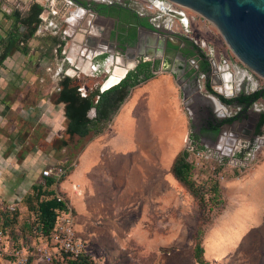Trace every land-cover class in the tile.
<instances>
[{"label":"crops","instance_id":"obj_1","mask_svg":"<svg viewBox=\"0 0 264 264\" xmlns=\"http://www.w3.org/2000/svg\"><path fill=\"white\" fill-rule=\"evenodd\" d=\"M32 3L34 2L27 0L24 12ZM5 8L7 6L3 8L0 3V32L4 29V22H9L5 32L11 26V20L6 19L3 14L6 13ZM83 27L85 29L80 30ZM114 31L110 19L99 14L90 18L86 14L80 22L68 28L64 39L52 36V46L55 47L56 56L60 60H67L70 65L74 64V60L91 58V66L81 63L82 61L79 63L84 64V71H97L100 65L94 60L104 57L106 76L100 89L107 90L117 84L116 82L112 86H106L115 66L128 70L132 65L130 62H124L123 57L119 55L121 50L117 48L116 38H112ZM3 36L0 35V39ZM81 36H84L82 42ZM18 55L23 54L15 52L6 60H16ZM6 60L0 67V131L15 119L17 114L25 116L22 118L24 123L29 112H44L41 108L46 107L44 100L34 106L22 100L24 94L32 91L30 88H19L20 84L25 83L27 72L20 73L16 65H11ZM191 65L197 68L196 62ZM190 71L186 70L178 78L174 72L157 71L146 83L133 88L101 133L93 136L91 134L87 139L77 137V154L69 159L55 155V152L62 153L68 147L62 146L66 140L61 134L67 136L64 104L57 102L59 84L65 78L62 77L54 90L53 103L62 107L60 121L64 123V127L59 139L54 142L56 144L53 143L50 153L47 149L42 151L40 145L48 143L43 132L47 131L48 125L56 129L57 121L49 122L44 113L37 112L36 122L30 125L35 135L32 141L33 149L19 151L11 145L12 150H8L6 147L2 148L0 142L1 197L26 212V207L21 201L38 184L42 178L41 172L54 164H74L67 177L49 190L62 193L69 200L75 214V230L80 238L85 241L104 239L101 234L106 231L113 232L112 229L106 230V226L118 225L116 219L111 222V217H120L121 210L143 209L144 193H159L161 178L174 189L179 184L170 170L177 154L183 151L184 138L188 134L185 103L190 101L196 85L200 87L198 92L202 91L200 74L197 77L198 84L194 85L189 76ZM72 72L68 70L69 74ZM78 90L85 92L80 85ZM35 93V97L40 96ZM37 108L39 109L36 110ZM215 108L221 114L219 108ZM88 117L93 118L94 111H89ZM55 120H58V115H55ZM244 127L246 126L233 129L231 126H224L222 133L240 131L238 134L246 135ZM13 129L15 130V127ZM20 133L8 135L7 138L17 140ZM218 136L219 134L212 135L210 139L215 138L216 141ZM194 138L199 137L194 135ZM148 185L152 188H145ZM220 187L224 204L217 219V237L232 236L233 239H240L248 231L249 239L255 240L257 235L250 234L249 230L253 229V226L264 224V159L241 177H230ZM33 264L50 263L35 259Z\"/></svg>","mask_w":264,"mask_h":264},{"label":"rangeland","instance_id":"obj_2","mask_svg":"<svg viewBox=\"0 0 264 264\" xmlns=\"http://www.w3.org/2000/svg\"><path fill=\"white\" fill-rule=\"evenodd\" d=\"M0 3L3 8L6 5L7 9H18L24 12L27 0H0ZM185 14V26L175 20L172 21L173 30L196 42L202 52L209 58H214L217 63L222 62L224 59L233 66L235 78L231 86L233 87L234 96L239 92L250 93L264 86V80L252 73L231 52L214 24L189 9L185 10ZM7 26H9V22H4V29H2L0 35L5 34ZM104 27L106 28V25ZM53 38L48 32L33 37L27 43L28 55H18L16 60H6L7 63L16 65L20 73L23 71L27 72L26 81L20 84L19 88L21 90L30 88L32 91L31 93H26V95L24 94L22 100L33 106L44 100L47 109L46 107H40L41 110L44 109V112H37L44 113L49 122L51 120L57 121L56 129H52V126L48 125L47 131L43 132V136L44 138L47 137L48 143L40 146L42 151L47 149L49 153L55 140L59 139L60 132L62 133V128L64 127V123L60 121L62 107L53 103L56 85L62 77L69 76L83 87L85 91H91L97 87L101 88L106 76L104 57L94 60L100 65L97 71H84V64L80 65L79 63L81 61V63H85V60H74V64L70 65L67 60H60L56 56L55 47L52 46ZM119 55L123 57L124 62L132 64L129 70L134 69L138 61L135 57L129 58L121 51ZM68 70L73 72L69 74ZM206 80L207 78L202 80L201 93L211 95L212 93L205 88ZM210 85L213 92L217 93L221 92L223 87V84L216 80H213L212 83L210 81ZM35 92L41 97H35ZM222 94H226V92ZM188 102L185 103L187 108L189 107ZM261 103L259 101L257 105ZM259 108L260 106L252 107L250 112L260 115ZM225 109L224 118L232 117L239 112L234 106L225 105ZM26 110L28 109L26 108ZM37 112L34 110L32 113L29 112L28 117L24 119V123L22 118H25V116L20 115V117L17 114L15 119L1 129L0 142H2V148L6 147L8 150L9 148L12 150L10 146L13 145L12 147H16L19 151L33 149L32 141L35 135L30 125L36 122ZM214 112L216 113L215 110ZM55 115H58V120H55ZM193 116L192 112L190 116H186L188 121L187 135L192 137H194ZM250 123V120H247L243 125L247 126ZM13 127H15V130ZM19 132L21 133L17 140L7 138L8 135H14ZM238 133L241 132L239 131ZM262 133L264 134V126L262 127ZM61 135L67 141L68 147L62 153L55 152V155H58L59 158H72L78 151L75 145L78 139L75 137L70 140L67 136ZM197 140L209 145L215 138L203 140L197 138ZM145 188L151 189L152 186L148 185ZM143 199V209L129 208L121 210L122 215L120 217H111V222L117 220L118 225L106 226V230L112 229L113 232L109 233L106 231L101 234L104 239L86 240L88 251L90 252L89 256L94 264H197L192 255L193 236L201 221L205 224L202 238L203 258L208 264H264V224L253 226V229L249 230L250 234L257 235L255 240L249 239L248 231L240 239H233L232 236L227 238L224 236L217 237L216 224L221 210L210 212L184 186L178 184L174 189L163 182L162 178L160 192H145ZM253 218L252 216V220ZM257 219L256 217L255 220ZM108 237H111V239H108ZM29 244L32 246L37 245L34 239L30 240Z\"/></svg>","mask_w":264,"mask_h":264},{"label":"trees","instance_id":"obj_3","mask_svg":"<svg viewBox=\"0 0 264 264\" xmlns=\"http://www.w3.org/2000/svg\"><path fill=\"white\" fill-rule=\"evenodd\" d=\"M82 4L88 9H93L99 15L118 17L117 29L112 34V38L116 37L115 33L117 31V40L122 47L134 45L138 26L150 27L145 17L140 18L130 9L116 8L110 4L89 3L87 1H82ZM42 10L43 7L40 4L32 3L25 12L13 9L9 14L3 13L6 19L11 20V26L0 39V67L15 52L23 55L28 53L27 43L33 38L40 24L39 15ZM126 25H131V27L127 29L125 28ZM126 32L127 34H125ZM193 45L194 49L198 51V57L201 60L198 71L207 77L210 73L209 62L199 48L195 44ZM192 54V51H187L188 56ZM156 68L157 64L154 69ZM154 69L152 70L151 68V62H140L111 88L101 91L100 87H97L84 93L78 90L79 85L75 84L72 79L65 77L59 84L60 90L57 94V102L64 104V117L67 120L65 134L69 137L68 139L72 140L74 137L87 139L91 134L93 136L101 133L105 126L111 122L113 115L128 97L130 91L155 76ZM205 88L210 93H213L208 79ZM219 100L226 106L234 105L240 108L239 112H241L255 102H264V86L247 94L241 92L237 97L233 98L219 96ZM91 110H94L93 118L88 117V113ZM232 120L233 118L221 121L213 129V135L218 133L220 125L231 123ZM263 126L264 112L260 114L253 135L261 134ZM67 145L66 141L62 143V146ZM185 157L184 151L177 154L170 170L172 175L179 184L184 186L210 212L220 211L224 204L220 185L214 181H207L204 184H198L194 181L192 167L186 162ZM68 164L70 163L65 164L68 169L59 182L63 181L72 170L73 167H69ZM55 184L57 182L54 179L42 176L34 189L21 201V204L26 207V212L20 213L15 210L14 212L1 215L0 227L7 231L8 236L15 245H20L23 241L26 242L29 237H36V234L46 236L52 231L56 210L62 207V203L55 199L57 193L49 190ZM204 225V222H199L193 236L192 255L197 264H208L203 258L202 238ZM66 264L94 263L90 256L81 255L73 259H67Z\"/></svg>","mask_w":264,"mask_h":264},{"label":"built area","instance_id":"obj_4","mask_svg":"<svg viewBox=\"0 0 264 264\" xmlns=\"http://www.w3.org/2000/svg\"><path fill=\"white\" fill-rule=\"evenodd\" d=\"M31 1L43 7L39 15L40 24L34 33L35 36L48 32L51 36L64 39L68 28L80 22L86 14L90 18L95 17L96 15L92 14L94 11L83 6L82 1L100 4L124 1L136 13L141 15L150 14L154 22H163L164 27L177 34L179 33L172 28V21L176 20L182 25L186 23V8L169 0ZM159 5L184 15L185 19L179 20L170 16L162 11L158 7ZM4 11L9 13L12 10L6 8ZM84 29V27L83 29L80 28V30ZM83 37L81 36L80 42L83 41ZM193 43L202 52L197 43L194 41ZM203 54L209 62L210 73L207 77L204 74H200V78L202 80L207 78L211 83L216 80L223 86L226 83L232 84L235 78L233 66L227 60L223 59L222 62L217 63L214 58H209L205 53ZM80 60H91V58H81ZM85 64L91 66L92 62L89 64L85 62ZM258 102L253 103L252 107L260 106L258 110L263 113L264 102L261 101L262 103L257 105ZM221 106L225 108L224 104ZM237 109L240 111V108ZM189 112L191 113L190 109L187 108L186 113L188 116H190ZM216 114L224 118V114L219 115L217 111ZM222 131L223 128L216 141L209 145H205L189 135L184 138L185 160L192 167V177L198 184L214 181L221 185L230 177L241 176L252 170L264 159L263 133L247 136L234 132L222 133ZM69 167H74V164H70ZM67 169L68 167L64 164H54L44 169L41 175L52 178L58 183L67 172ZM55 199L62 203V207L56 210L54 226L48 235L36 234V237H29L26 242L23 241L20 245H15L8 236L7 231L0 227V264H33L35 259H40L50 264H66L67 259H73L81 255L89 256L90 252L86 241L80 238L75 230V214L69 200L62 193H57ZM15 210L20 213L23 212L18 206L7 202L0 195V218L3 213H11ZM33 239L37 243L36 246L29 244L30 240Z\"/></svg>","mask_w":264,"mask_h":264},{"label":"water","instance_id":"obj_5","mask_svg":"<svg viewBox=\"0 0 264 264\" xmlns=\"http://www.w3.org/2000/svg\"><path fill=\"white\" fill-rule=\"evenodd\" d=\"M169 1H172L186 9L197 13L204 19L214 24L236 58H238V60L255 75L264 80V0ZM158 7L162 11L166 12L176 19H185L184 15L171 11L165 8L163 5H159ZM92 14L98 16V14L95 12H93ZM139 31L140 33H147L148 35L152 36L150 37L151 42L154 40L153 42H155L157 45H162L166 41L170 45L176 48H180L183 44V41L180 39L179 34L170 30L164 31L165 35H163L153 27L147 28L141 26L139 28ZM154 36H156V38H154ZM148 57H150V55H146L147 59ZM169 58V69H164L163 65V67H161L158 71L169 70L171 72H174L177 75V78L178 76H182L185 73L184 64L186 62H195L193 59H187L186 57L182 56L176 49L171 52ZM175 60H180L181 63ZM85 62L89 64L92 61L85 60ZM128 71L129 69L127 70V72ZM199 89V85H196L194 94L200 95L203 103L209 107V113L211 111L214 112L215 110V100L223 105L219 100V96H223L225 98H232L234 96V94L221 95L222 92H213L211 95H206L198 92ZM189 109L194 115L196 111L190 107ZM93 111L94 110H92V112ZM223 126L229 125L222 124L219 128L218 134L221 132ZM247 136H250V134Z\"/></svg>","mask_w":264,"mask_h":264},{"label":"flooded vegetation","instance_id":"obj_6","mask_svg":"<svg viewBox=\"0 0 264 264\" xmlns=\"http://www.w3.org/2000/svg\"><path fill=\"white\" fill-rule=\"evenodd\" d=\"M82 3V2H81ZM90 3V2H89ZM100 4V3H96ZM110 5L115 6L116 8H126L132 10L130 7L127 6L126 2L121 1V2H113V3H108ZM93 10V9H92ZM132 12L136 13L134 10ZM96 13V12H95ZM140 18L145 17L150 24V27L148 28H155L157 29L161 34L165 35L164 31H168L166 27H164L163 22H154L153 17L150 14H145L141 15L136 13ZM103 18L110 19L113 22V28L116 30L117 29V23L119 21L118 17L114 16H103L99 15ZM131 25H126L125 28H130ZM141 26L137 27L136 30V41L134 45L129 46L125 45L123 48L119 47L120 44L117 40V31H116V39L115 42L117 44V48L120 49L124 54H126L127 57L129 58H134L138 60L136 62L135 67L140 63V62H146L149 61L151 62V68L152 70L154 69L155 65L157 64V68L154 69V72L156 73L161 67L164 65V69H169L168 64L170 63V58L169 55L171 54L174 49H176L182 56L186 57L187 59H193L197 63V68H193L190 62H186L184 64L185 71L186 70H191L189 73V76H191V80L193 81L194 85L197 83V77L199 74H201L199 70V64H200V58L198 57V51L194 49V43L191 39L186 38L185 36L179 34L180 39L183 41V44L180 48H176L172 45H170L168 42H164L162 45H157L155 42H151V38L147 33H140L139 28ZM171 31V30H170ZM127 34V32L125 33ZM156 38V36H154ZM157 42V41H156ZM192 51L193 54L188 56L187 51ZM146 55H150V58H146ZM146 58V59H145ZM140 59V61H139ZM181 63L180 60H175ZM116 67L119 68H124L127 72V69L125 67H121L116 65ZM134 67V68H135ZM114 68V69H115ZM196 70V72H195ZM125 72V74H126ZM114 73V70H113ZM124 74V76H125ZM121 76L119 77L117 83L119 82L120 78L124 77ZM221 92L224 93L226 92L227 95L233 94V87L231 84H224V86L221 88ZM241 92H239L236 96L237 97ZM247 94L246 92H243ZM188 106L192 109H194L196 112L194 114V118L192 120V127L194 130V135L198 136L201 140L203 139H210V137L213 135V129L220 124L221 121L233 118L231 123H227L226 125L231 126L233 129H236L237 127L239 128L240 126H243L244 122L247 120H250V124L246 126L245 133L246 135H253L254 130H255V125L259 120L260 115L255 114L250 112V109L252 108L253 104L248 107L246 110L241 111L237 113L236 115L228 118H222L219 117L215 112H208L209 107L205 105L200 97V95L193 94L190 101L188 102ZM234 106V105H232ZM188 107V108H189ZM235 107V106H234ZM221 114H225L221 113ZM221 127V125H220ZM219 127V128H220ZM254 127V128H253ZM249 133V134H248ZM218 134V133H217Z\"/></svg>","mask_w":264,"mask_h":264},{"label":"bare ground","instance_id":"obj_7","mask_svg":"<svg viewBox=\"0 0 264 264\" xmlns=\"http://www.w3.org/2000/svg\"><path fill=\"white\" fill-rule=\"evenodd\" d=\"M125 72H126V70L124 68L116 67L114 69L113 75L109 78L106 86H112L114 83H116L118 81L119 77L124 76ZM214 102H215L214 103V109L215 110H216L215 107L217 106L219 108L220 113L226 112V109L223 106H221V104L218 103L217 100H215Z\"/></svg>","mask_w":264,"mask_h":264}]
</instances>
